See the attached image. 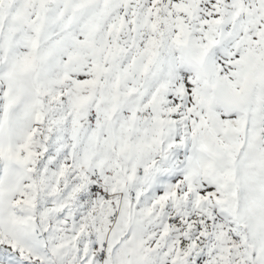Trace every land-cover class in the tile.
I'll return each instance as SVG.
<instances>
[{"label": "snow or ice", "instance_id": "snow-or-ice-1", "mask_svg": "<svg viewBox=\"0 0 264 264\" xmlns=\"http://www.w3.org/2000/svg\"><path fill=\"white\" fill-rule=\"evenodd\" d=\"M0 264H264V0H0Z\"/></svg>", "mask_w": 264, "mask_h": 264}]
</instances>
